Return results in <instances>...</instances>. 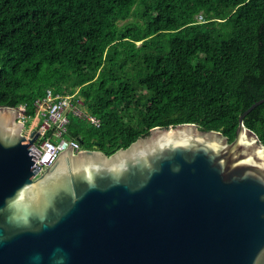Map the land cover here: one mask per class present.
<instances>
[{
  "label": "water",
  "instance_id": "95a60500",
  "mask_svg": "<svg viewBox=\"0 0 264 264\" xmlns=\"http://www.w3.org/2000/svg\"><path fill=\"white\" fill-rule=\"evenodd\" d=\"M186 122L111 153L63 149L43 173L0 106V264H264V143Z\"/></svg>",
  "mask_w": 264,
  "mask_h": 264
},
{
  "label": "trees",
  "instance_id": "16d2710c",
  "mask_svg": "<svg viewBox=\"0 0 264 264\" xmlns=\"http://www.w3.org/2000/svg\"><path fill=\"white\" fill-rule=\"evenodd\" d=\"M48 89L77 92L101 123L68 133L107 153L186 122L232 141L264 98V0H0V106L34 115ZM245 125L264 143V102Z\"/></svg>",
  "mask_w": 264,
  "mask_h": 264
},
{
  "label": "built area",
  "instance_id": "2783aa9c",
  "mask_svg": "<svg viewBox=\"0 0 264 264\" xmlns=\"http://www.w3.org/2000/svg\"><path fill=\"white\" fill-rule=\"evenodd\" d=\"M76 95L77 92L61 94L48 89L44 97L35 101L34 115L27 114L25 105L18 106L21 111L19 119L25 123V126L26 117L32 118L29 128L25 127L23 130L27 139L31 138V132L35 130L36 134L39 131L34 143L29 147L35 146L40 151L35 161L41 166L37 171V176L55 161L63 149L72 148L75 152L84 149L80 140L71 137L68 133L72 115L85 118L97 126L101 123L97 116L84 107L82 100Z\"/></svg>",
  "mask_w": 264,
  "mask_h": 264
},
{
  "label": "rangeland",
  "instance_id": "374dc122",
  "mask_svg": "<svg viewBox=\"0 0 264 264\" xmlns=\"http://www.w3.org/2000/svg\"><path fill=\"white\" fill-rule=\"evenodd\" d=\"M200 17H202L201 15H200ZM131 21H138V22H140V23H143V19H142V17L141 16H139V15H137V14H135V13H133L131 16H130V18H128L127 20H120L119 21V24L120 25H123V24H127V23H129V22H131ZM141 43V41L140 42H138V44H140ZM26 128L28 127L29 128V125H31V123H32V118H29V117H26Z\"/></svg>",
  "mask_w": 264,
  "mask_h": 264
},
{
  "label": "flooded vegetation",
  "instance_id": "af4514ba",
  "mask_svg": "<svg viewBox=\"0 0 264 264\" xmlns=\"http://www.w3.org/2000/svg\"><path fill=\"white\" fill-rule=\"evenodd\" d=\"M93 146V145H92Z\"/></svg>",
  "mask_w": 264,
  "mask_h": 264
}]
</instances>
